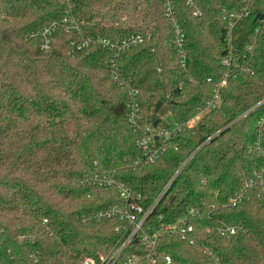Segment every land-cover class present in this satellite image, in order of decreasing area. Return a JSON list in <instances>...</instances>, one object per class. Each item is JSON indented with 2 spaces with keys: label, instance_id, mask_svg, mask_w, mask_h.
Instances as JSON below:
<instances>
[{
  "label": "trees",
  "instance_id": "obj_1",
  "mask_svg": "<svg viewBox=\"0 0 264 264\" xmlns=\"http://www.w3.org/2000/svg\"><path fill=\"white\" fill-rule=\"evenodd\" d=\"M243 1L195 0L197 19L186 0H171L182 67L165 0H0V264H82L115 252L133 229L114 213L124 206L116 185L143 210L156 203L122 259L146 256L142 233L195 208L186 217L194 245L162 236L152 264H264V0L233 29L236 67L219 107L173 133L154 163L138 145L150 100L178 125L211 101L206 80L227 71L223 12ZM131 36L142 42L119 46Z\"/></svg>",
  "mask_w": 264,
  "mask_h": 264
},
{
  "label": "built area",
  "instance_id": "obj_2",
  "mask_svg": "<svg viewBox=\"0 0 264 264\" xmlns=\"http://www.w3.org/2000/svg\"><path fill=\"white\" fill-rule=\"evenodd\" d=\"M256 0H244L243 6L239 10H231V11H224L223 12V20L226 23V31H225V43L228 49L227 57L222 60V64L227 68V71L223 74V76L214 81L211 78L206 80L207 83L212 84L215 88L214 94L212 96L211 101L204 107H202L199 111L195 113L191 118L186 120L182 125H178L173 123L172 125L165 127V128H153L149 125L145 127L146 135L142 137L139 141L138 145L143 152L144 159L149 163H154L163 152L162 143L169 139L173 133H176L181 130V128L186 129H195L197 128V124L200 120V117L203 113H207L219 107L221 103V96L220 90L222 87L227 85V79L229 76V71L232 67H236L234 62L233 54L234 48L232 45V32L234 27L240 23L242 20L248 18L251 13V4L254 3ZM166 2V15L167 17L173 21L175 36H174V45L175 48L181 53L180 63L181 66L184 67L185 65V53L183 51L185 36L182 30L180 29L179 25H177L173 18V9L171 5V0H165ZM186 4L190 7L192 16L194 18L200 19L202 17V12L197 7L195 0H186ZM63 22H66L64 20ZM55 24H51L50 26L44 28L40 33L41 42H40V49L43 52H48L50 49V36L52 31L54 30ZM90 40L86 39L82 41L80 44L77 45V49H81L83 46H86ZM142 42V38L139 36H131L126 40H123L119 46L122 48L130 47L132 45H137ZM106 44V43H104ZM113 46H111L112 48ZM114 59V58H112ZM115 60H112V63ZM112 75L116 78V74L114 73V64H111ZM249 71V70H247ZM137 91H130L128 94L129 102L128 107L130 109V113L128 115V121L134 123L135 115L137 116ZM264 103V99L262 101ZM258 126L262 127L264 125V119H260ZM159 143V144H158ZM257 152L261 151L260 145L257 143L255 145ZM262 183V182H261ZM264 184V183H263ZM116 189L124 202V206L122 209H116L114 212L116 215H120L121 218H126L128 223L133 226L132 231L128 238L120 245V247L113 253L106 255V256H99L98 259L94 258H85L82 264H152L155 262L153 255L156 250V242L157 239L166 236L171 237L173 235H178L180 240L183 242H188L190 245H194V242L189 239V235L192 233V226L186 224V217L194 216L198 214V210L195 208H190L187 210L186 217L177 220L171 224L161 225L158 228L154 229L151 233H142L139 238V245L145 248L147 252L146 256H139V255H132L125 258H121L123 251L129 246V244L133 241L138 233H140L142 226L149 216L152 208L156 205L154 203L149 209L143 210L142 207L135 201L131 200V193L120 186L116 185ZM140 199L138 195L136 200ZM241 202L240 196L234 197L230 199V203L233 206H236ZM109 217L110 213H100L98 217ZM230 235L234 234L235 230L232 227H228L225 229ZM121 258V259H120ZM165 263L170 264L171 260L170 257H165Z\"/></svg>",
  "mask_w": 264,
  "mask_h": 264
},
{
  "label": "rangeland",
  "instance_id": "obj_3",
  "mask_svg": "<svg viewBox=\"0 0 264 264\" xmlns=\"http://www.w3.org/2000/svg\"><path fill=\"white\" fill-rule=\"evenodd\" d=\"M150 101L152 102L153 106L150 109L149 115H150L151 119H152V115L153 114H156V116H155L154 120H152V122L149 124V126L152 127L153 122L156 121V120H159L160 121L159 124H158V126H157V128H165V127H168V126L172 125L173 124V121H172V119L170 117V114H169V111H168L167 107L164 106L163 104H161L159 110L157 111V113H155V106H156V104L158 102H155L153 100H150ZM205 114L206 113H203L201 115L198 124L200 123V121L202 120V117ZM198 124H197V126H198Z\"/></svg>",
  "mask_w": 264,
  "mask_h": 264
},
{
  "label": "water",
  "instance_id": "obj_4",
  "mask_svg": "<svg viewBox=\"0 0 264 264\" xmlns=\"http://www.w3.org/2000/svg\"><path fill=\"white\" fill-rule=\"evenodd\" d=\"M259 16L260 15H257L254 20L257 21L259 19ZM161 104H162V102H158L156 104V106H155V113H157V111L159 110ZM155 116H156V114H153L152 115V120H154ZM159 122H160L159 120L154 121L153 124H152V127L153 128H156L158 126Z\"/></svg>",
  "mask_w": 264,
  "mask_h": 264
}]
</instances>
